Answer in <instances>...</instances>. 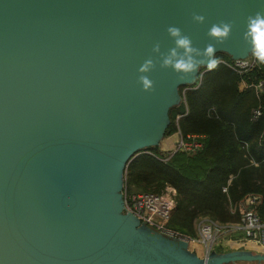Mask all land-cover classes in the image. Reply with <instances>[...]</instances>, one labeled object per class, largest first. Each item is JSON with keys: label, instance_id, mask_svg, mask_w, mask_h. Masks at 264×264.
<instances>
[{"label": "water", "instance_id": "1", "mask_svg": "<svg viewBox=\"0 0 264 264\" xmlns=\"http://www.w3.org/2000/svg\"><path fill=\"white\" fill-rule=\"evenodd\" d=\"M264 0H0V264H264V252L212 250L144 223L126 207L125 171L160 147L207 68L184 81L137 69L180 27L194 46L233 21L216 56L251 59L247 16ZM205 16L193 21L192 14Z\"/></svg>", "mask_w": 264, "mask_h": 264}, {"label": "trees", "instance_id": "2", "mask_svg": "<svg viewBox=\"0 0 264 264\" xmlns=\"http://www.w3.org/2000/svg\"><path fill=\"white\" fill-rule=\"evenodd\" d=\"M217 57L232 62L226 55ZM261 81L264 65L258 62L246 73L223 63L203 69L197 85L181 88L183 102L171 111L166 135L180 131L201 147L178 151L166 161L160 147L141 153L126 168L125 193L162 195L167 187L175 189L168 227L189 238L198 236L202 219L240 223L239 205L249 196L257 197L256 212L264 221V87L256 89ZM255 110L263 113L257 121ZM179 115L185 116L177 121ZM226 240L217 251H231Z\"/></svg>", "mask_w": 264, "mask_h": 264}, {"label": "built area", "instance_id": "3", "mask_svg": "<svg viewBox=\"0 0 264 264\" xmlns=\"http://www.w3.org/2000/svg\"><path fill=\"white\" fill-rule=\"evenodd\" d=\"M220 63L226 64L229 68L239 73H246L256 66L257 61L252 57L245 61L227 62L220 60ZM202 76L203 73L200 78ZM243 87L248 86L243 84ZM263 87L264 82L261 81L256 89L262 91ZM185 115H179L177 121ZM262 115L261 110H255L253 112V120L257 121ZM176 135H179V141L174 149L166 152L167 156L164 161L170 159L178 151L194 152L201 147V144L196 141L195 137H189V140H185L180 131ZM167 191L176 195L175 189L171 187H167L162 195L135 194L128 196L125 193L126 207L144 223L158 231L171 237L186 240L191 247L197 246L199 249L201 248L203 256L208 255L212 250H217L225 239H227V245L231 250L253 251L254 248H264V221L261 220L256 212L257 197L249 196L240 203L239 208L242 213L240 223L220 225L218 222L210 219H202L196 224L198 236L196 238H189L168 227L170 213L174 208L175 197L172 196V198L169 193H166Z\"/></svg>", "mask_w": 264, "mask_h": 264}, {"label": "clouds", "instance_id": "4", "mask_svg": "<svg viewBox=\"0 0 264 264\" xmlns=\"http://www.w3.org/2000/svg\"><path fill=\"white\" fill-rule=\"evenodd\" d=\"M192 19L198 24L205 22V16L193 13ZM234 28L233 21H219L213 23L207 30L206 35L214 43H207L203 49L193 44L190 35L175 25H169L166 32L172 40V46L166 52L161 51V44L156 42L152 47V52L158 54V59L148 57L137 69V83L143 92H155V81L150 78V73L159 64L160 69H171L180 81L196 73L197 69L207 64L209 70L215 68L220 63V58L216 56L217 46H223L230 39ZM243 40L250 46L251 55L256 61L264 65V11H257L247 16Z\"/></svg>", "mask_w": 264, "mask_h": 264}, {"label": "crops", "instance_id": "5", "mask_svg": "<svg viewBox=\"0 0 264 264\" xmlns=\"http://www.w3.org/2000/svg\"><path fill=\"white\" fill-rule=\"evenodd\" d=\"M178 140L179 138L177 139L176 134L167 136L160 146L161 151L167 152L170 149L174 148L177 145ZM253 251L264 252V248H254Z\"/></svg>", "mask_w": 264, "mask_h": 264}, {"label": "rangeland", "instance_id": "6", "mask_svg": "<svg viewBox=\"0 0 264 264\" xmlns=\"http://www.w3.org/2000/svg\"><path fill=\"white\" fill-rule=\"evenodd\" d=\"M175 134H177V133H175ZM174 135V134H173ZM179 138V135H177V139ZM179 141V140H178ZM176 147V146H175ZM174 147V148H175ZM174 148H172V149H174ZM171 150V149H170ZM167 194L169 193V195L172 197V196H176V195H173L170 191H167L166 192ZM139 195V194H138ZM173 198V197H172ZM175 206H176V202H175V198H174V208H175ZM173 208V209H174ZM192 249L194 250V251H196L197 252V254H199L200 256H203V251L201 250V248L199 249L197 246H192Z\"/></svg>", "mask_w": 264, "mask_h": 264}, {"label": "bare ground", "instance_id": "7", "mask_svg": "<svg viewBox=\"0 0 264 264\" xmlns=\"http://www.w3.org/2000/svg\"><path fill=\"white\" fill-rule=\"evenodd\" d=\"M172 150V149H171Z\"/></svg>", "mask_w": 264, "mask_h": 264}]
</instances>
